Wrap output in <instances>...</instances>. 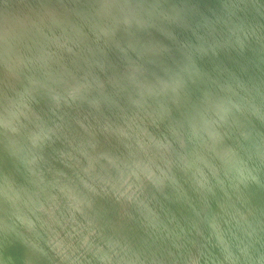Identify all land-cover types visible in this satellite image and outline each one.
Instances as JSON below:
<instances>
[{"label": "bare ground", "instance_id": "bare-ground-1", "mask_svg": "<svg viewBox=\"0 0 264 264\" xmlns=\"http://www.w3.org/2000/svg\"><path fill=\"white\" fill-rule=\"evenodd\" d=\"M195 2L225 4L230 0ZM100 3L105 2L91 0L90 8ZM212 16L213 21L209 23L197 10L189 12L179 37L180 44L172 38L174 34L150 31L141 46L150 51L137 59L138 65L146 70L141 76L132 74L130 96H124L129 89L119 84L117 76L111 78L107 90L100 87L105 84L103 81L97 86L98 82L91 79L85 83L81 80L97 57L96 51L108 58L126 49L125 42L119 44L116 36L107 32L108 25L105 31L94 35L97 43H102L91 44V36L82 31L88 20L74 16L75 31L62 20L63 14L55 10L38 18L49 23L37 31L31 52L24 48V42L17 40L26 66L22 74H16L14 87L7 85V96L14 98L12 104L7 103L9 120L20 135L36 129L32 139L41 150L34 156L23 152L29 160L28 166L35 170L34 163L47 165L38 174L34 171L28 185L18 184L17 191L28 190L27 197L21 206L15 203L10 211L15 213L16 222L25 224L21 235H29L34 244L35 240L41 242L37 260L54 256L52 253L56 251L73 255L77 264H120L144 244L147 251L138 264L243 263L234 261V256L239 255L237 246L253 227L264 226V162L261 159L264 112H258L255 107V99L264 93V16L250 14L247 23L253 33L239 40L231 34L230 25L220 11H213ZM103 25L99 20L91 23L94 30H100ZM69 40H75V44L66 43ZM51 42L57 46L49 45ZM69 46L78 47L80 53H68L64 47ZM160 57L166 58L167 64L152 66ZM121 62L117 58L105 67ZM53 63H56L54 69L50 68ZM5 70L0 56V91L4 89L2 73ZM157 75H162L160 81ZM28 82L34 83L33 89L36 86L37 97L33 96L32 88H27ZM210 85L208 95L194 97L196 89ZM173 88L177 90L175 96L171 95ZM66 89L88 93L74 99ZM98 96L110 110H121L130 101L140 112L116 116L117 126L123 133L107 139L95 140L96 136L93 140H83L80 148L59 147L53 155L49 152L53 148L49 144L52 140L38 122L26 129L35 118L39 99H50L54 109L42 120L59 118L60 111H67V104L73 109L67 118L84 119L93 116L85 115L95 101L100 102V98L96 100ZM192 97L195 98L190 102L192 105L186 104ZM145 113L157 123L175 122L176 115H185L181 116V122L180 117L176 120L180 123L175 124V131L169 127L173 133L160 137V130L150 135L144 133L138 117ZM109 116L108 112L89 119L86 128L99 132L100 125L106 124ZM4 117L5 101L0 98V136ZM84 132L76 134L74 140L79 142L77 137L82 138ZM122 138L146 150L124 157L120 154ZM106 146L111 156L103 155ZM157 157L158 164H151ZM168 158L173 165L166 168L162 163ZM91 170L100 175L92 183L88 182ZM68 176L73 178L68 180ZM72 180L86 183L87 193L71 190ZM216 182L220 183L215 185ZM198 187L204 193L200 199L193 195ZM156 195H161L159 206L155 205ZM9 198L17 202L18 196ZM183 199H190L196 209H184L182 219H168ZM202 211L213 221L208 224L210 227L196 220ZM0 213L5 214V196L0 197ZM225 216L228 217L224 219ZM88 225L92 226L86 232ZM57 235L66 237L65 249L57 251L43 246L46 236ZM19 249L13 246V251Z\"/></svg>", "mask_w": 264, "mask_h": 264}, {"label": "rangeland", "instance_id": "rangeland-1", "mask_svg": "<svg viewBox=\"0 0 264 264\" xmlns=\"http://www.w3.org/2000/svg\"><path fill=\"white\" fill-rule=\"evenodd\" d=\"M96 1L108 2V0H96ZM55 2L58 5H60V7H58L56 9L57 13H62L63 14L62 20H66L67 23H69L75 31H76V27H74V26L77 25V23L74 19V16L81 19V20H88L86 25L83 27L82 31L88 33L91 36V44L98 45V44L102 43V42L97 43V39L94 37V35L98 36V33H97L98 31H105V27L107 25H108V29H109V30H107V32L114 34V36H116V40L119 41V44L123 43V42L126 43V49L125 50H122L120 52H116L114 55H112L108 58L102 57L101 51H96L95 55L98 54L97 57L95 58V60H93V62H91V64H89V66H91V68L89 69V71H87L86 75H84V77L81 78V80H82V82L85 83L86 79H91L95 82H98L97 86L99 85L100 81H103V82H105V84L100 86V87L102 90H107L111 86V83H110L111 78L117 76L116 79H118L119 84L124 86V89H129L124 96H130L132 94V91H130L131 90V88H130L131 79L130 78H131L132 74L134 73L138 76H141L144 73V71L146 70V68L138 65L139 63H138L137 59H138L139 55L146 54L147 52L150 51V50H145V48H141L144 39L148 38L150 31H146V30L138 28V27H133V26H130L128 24H119V25L113 24L109 18L99 14V12L96 8H94V9L90 8L91 0H55ZM38 3H40V0H0V35L4 33L2 31L7 30L16 42H17V40L24 42V44H25L24 48L30 49L28 52H31L33 50L32 40L36 37L37 31L40 28L44 27L41 25L49 23V22H41L38 20V18H42V17L47 16L49 14V12H46V11L38 8L37 7ZM81 4H83V6L79 10L75 11V8L80 6ZM47 18H46V20H47ZM96 20H99L100 22L104 23V25L102 26V28L100 30H94L91 27V23L93 21H96ZM51 23H52V21H51ZM0 37H2V36H0ZM56 43H60V42L57 41ZM56 43L51 42L49 45L57 46ZM66 43L75 44V40H69ZM64 48L70 54L80 53L79 48L76 46H69V47H64ZM90 50L93 51V49H90ZM23 58L25 60V57H23ZM117 58H120L122 60V62L119 65H117V66L110 65V66L105 67L106 64H108L110 62H111L110 64H112V62L114 60H116ZM167 61L168 60H166V58L160 57L159 60H156L155 62H153L152 66L156 67V66H160V65H166ZM55 67H56V63H53L50 65V68H52V69H54ZM5 71L2 73V76L4 77V79H5ZM11 71L13 74H12L8 83L10 86L14 87V85L17 82V77H16L15 70H11ZM158 73L160 74V72H158ZM224 75H225V72L223 73V76ZM156 78H158V80L160 81V79H162V75H160V76L157 75ZM212 83H214V81H212L211 84ZM33 84H34L33 82H28L27 88L28 87L32 88L31 86ZM103 86H105V87L102 88ZM204 87H199L198 89H196V91H195L196 94L194 95V97H196V99L197 98L200 99L203 96L208 95V92H209V89L211 88V85H210V87L209 86L205 87V88ZM170 90H171V95L175 96L177 94L176 88H173ZM64 91L71 98H74V99L79 98L82 94L84 95L85 93H88V91H85V90L81 91V90H77V89H75V90L66 89ZM204 93H206V94H204ZM32 94H33V96L35 95V97H37L36 86L34 87ZM194 97H192L188 101V103H186V104L192 105L190 102H192L193 99H195ZM0 98L5 101V93L3 91H0ZM99 98L100 97L98 96L96 98V100H99ZM127 98L129 99V97H127ZM13 101H14L13 97L7 96V103L8 104H12ZM96 102L97 101H95V104H93L89 108V112L85 115V116L93 115L91 117H87V118L85 117L84 119L80 118L79 116H74L72 119L67 118L66 116L68 115L69 111L73 110L67 104L66 105L67 111H63V112L60 111V113H59L60 117L59 118L42 120L44 117L52 114L54 109H53V106H52L50 99H46V98L39 99V100H37V103H38L37 111L34 113L35 118L30 123H28V125H26V129H29V126L31 124L36 125V123L38 122L39 125L42 127L43 132L46 134L47 138L52 140L49 142V144L53 148H50L49 152L51 155H53L55 153V150L58 149L59 147L80 148V147H82L81 142L83 140H87L90 138H91V140H93L94 137H96V136H98V137L95 140L99 139L100 137L102 139H107L109 136H113V135H116L119 133H123V131L121 129H119L117 126L116 116L118 118H120L122 116L130 115V114L136 115L138 112H140L139 110L134 109V107L130 101L125 102V105L123 108H121V110H117V109L110 110L109 106L102 101V98H100L99 103H96ZM151 104H152V102H151ZM187 106H189V105H187ZM152 107H155V106L152 104ZM108 112H109L110 116L108 117L106 124L100 125L101 129L99 132H95L94 129H87L86 128L85 123L89 119L98 118V116H102ZM144 112H146V111H144ZM147 113H149V112H147ZM150 114H152V113H150ZM140 115H141V117L140 118L138 117V121L142 123V125L144 127V133H146L147 135H150L152 133H155L157 130H160V132H162V133H159V136L161 137V135L169 133L171 128L173 129L172 131H175L176 130L175 127L178 126V124L181 122V118L185 114L180 115V116L176 115L175 119L179 120L178 118L180 117V120H179L180 122H178L176 120H175V122H174V120L173 121L170 120V121L166 122V121H164V120H166L164 118L162 120V121H164L163 123L162 122L157 123V121L154 119V117L148 118L146 116V113L140 114ZM20 119H22V118H20ZM122 119H119V120L122 121ZM67 120H70L71 122H68ZM98 120H100V118ZM168 124H169V126L167 128ZM175 124H176V126H175ZM171 125L172 126L174 125V126L172 127ZM169 127H171V128H169ZM123 128L126 129V134L129 135L127 126H124ZM83 130H85L83 137L82 138L77 137L79 139V142H76L74 140L75 135L80 134ZM163 130L167 131V132L165 133V132H163ZM171 133H173V132H170V134ZM21 136H23V135H21ZM165 136H162V137H165ZM167 136H168V134H167ZM167 136H166V138H167ZM163 139H165V138H163ZM122 143H123V147H122L120 154L124 157L130 156L135 151L140 152V151L146 150L143 147H141L140 145L137 146L135 144V142L130 143V144L126 143L125 139H123V138H122ZM23 152L24 151H22V159L24 160L25 171L23 174H21V177H20L18 184L21 183L23 185H28L32 181V179L35 175V172H36V174H38L39 172L43 171L46 168L47 163H44V164L34 163L33 165L36 166V168L34 170L32 167L28 166L29 160L26 157V155L24 154L27 152H24V153ZM103 155H108V156L112 155V152L108 146L105 147ZM113 158H117V157H113ZM157 159H158V157L151 164H158ZM162 164L164 167L167 168V167H170L171 165H173V161H172V159L168 158ZM140 170H143V169L141 168ZM89 175L90 176L88 177V182H90V183H92L94 180H97L100 178V175H98L97 172L93 171V170H91L89 172ZM72 178H73L72 176L71 177L68 176V180H71ZM219 183L220 182H216L215 185H218ZM167 184H165L164 186H166ZM69 187L71 190H73L74 192H76L78 194H86L87 193L86 183L84 184L82 181L80 183H78V181L72 180L71 186H69ZM37 189H38V191H41L40 187H37ZM27 192H28V190L19 189V191H17V187H11L8 195H9V197H14L15 194H17L18 198H17L16 205H20V204H23V202L25 201V199L27 197ZM193 195L195 198L200 199L204 196V193H203L202 189L200 187H198V188H195L193 190ZM2 196H5V194H4V188H3L2 180H0V197H2ZM159 196H161V195L155 196V197H157L156 204H155L157 206H159V204H161V199L159 200ZM95 204L96 203H93V207H95ZM184 209L189 210V209H196V208L192 207V201L190 199H183V201L179 205L178 210L177 211H171L167 218L171 219V220L182 219L183 214H184ZM4 215L5 214L0 213V223H2ZM157 215H158V213H156L154 215V220L157 217ZM205 215H206V213L203 211L198 213V215L196 216V220L198 222H201L204 226L210 227V225H208V224L213 222V221L210 218L206 217ZM221 215L223 216V214H221ZM227 217L228 216H225L224 219H226ZM194 222H195V220H194ZM16 223H17V225H20L21 227H23L25 225V224L22 225L19 221H17ZM0 226H2V225H0ZM91 226L88 225L86 227V229H85L86 232L88 231V229ZM46 232L48 234H51L50 231H48V230H46ZM27 237L29 239L31 238L29 235H27ZM51 237L52 238H50V236H46L43 246L49 247L50 249H56L57 251H59L60 249L66 248L65 247L66 237H62L60 235H57L55 237L51 236ZM35 244L38 246L39 249L42 247L41 242H38L35 240ZM20 249L23 250L22 248H20ZM20 249L18 252L13 251L14 254L23 255V251H21ZM146 251H147L146 246L144 244H142L139 248H136L131 253H129L128 256H126L120 262V264H138V262L140 261V258L146 254ZM52 254H54V256H47V257L45 256L46 258L43 257V258H39L38 260H37V257H35L34 259H32L30 261V264H77L73 261V255H69L66 253L58 254V252H56V251ZM62 254L65 255L64 258H62L63 257ZM243 263H246V262H243Z\"/></svg>", "mask_w": 264, "mask_h": 264}, {"label": "clouds", "instance_id": "clouds-1", "mask_svg": "<svg viewBox=\"0 0 264 264\" xmlns=\"http://www.w3.org/2000/svg\"><path fill=\"white\" fill-rule=\"evenodd\" d=\"M37 7L53 12L60 5L55 0H40ZM94 7L115 25L128 24L146 31L174 34L172 38L177 44L182 43L179 37L192 10H197L201 18L206 17L209 23L213 21V11H220L225 22L230 25L231 34L238 40L253 33L247 23L250 14L264 16V0H259V3L256 0H230L225 4L197 3L195 0H108ZM0 56L6 68L3 89L5 117L0 136V180L5 194V215L0 223V264H30L41 250L26 233L21 235L24 229L17 225L15 213L10 211L16 201L10 200L8 193L11 187H18L21 174L25 171L22 151L34 156L39 153L41 146L33 143L32 134L36 129L21 136L19 129L13 127L9 120L7 85L13 74L11 70H15L17 75L22 74L26 64L16 41L7 30L0 37ZM255 107L258 112H264V93L255 99ZM261 159L264 162V155ZM13 246L22 248L23 255L14 254ZM237 247L239 255L234 256V261L247 264H257L258 261V264H264V226L258 224L253 227Z\"/></svg>", "mask_w": 264, "mask_h": 264}]
</instances>
